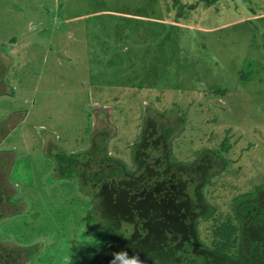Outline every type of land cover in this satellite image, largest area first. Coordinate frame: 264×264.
I'll list each match as a JSON object with an SVG mask.
<instances>
[{
	"label": "rangeland",
	"instance_id": "374dc122",
	"mask_svg": "<svg viewBox=\"0 0 264 264\" xmlns=\"http://www.w3.org/2000/svg\"><path fill=\"white\" fill-rule=\"evenodd\" d=\"M181 2L0 0V128H13L0 138V244L26 249L12 264H90L110 240L85 224L91 175L116 160L132 172L136 142L148 168L175 155L164 164L187 178L201 162L212 183L198 199L218 220L262 183L264 0ZM249 59L262 70L243 84ZM164 127L175 140L163 149ZM100 146L106 164L81 155L78 177H61L54 155ZM213 224L201 223L202 238Z\"/></svg>",
	"mask_w": 264,
	"mask_h": 264
},
{
	"label": "trees",
	"instance_id": "16d2710c",
	"mask_svg": "<svg viewBox=\"0 0 264 264\" xmlns=\"http://www.w3.org/2000/svg\"><path fill=\"white\" fill-rule=\"evenodd\" d=\"M181 1L172 0V3L173 7L183 11L184 4ZM196 1L212 6L221 0ZM253 48L259 50L261 46L254 44ZM257 66L255 60L245 61L239 73L243 84L253 81L255 75L261 73L262 69ZM216 93L225 96L227 90H216ZM11 118L14 116L8 118V122L12 121ZM179 120L184 126L185 118L181 117ZM149 121L147 119L146 122L149 124ZM3 127L0 128V138L13 130L11 126L9 129ZM159 130L162 136H165V141L167 140L163 143L164 149L169 142L173 143L175 140V132L168 127ZM138 143L132 148V162L137 172L126 170V164L116 160L112 168H104L101 172L91 175L89 182L96 183L97 186L87 192L94 207L87 213L85 224L89 231L101 229L109 232L110 240L90 264H109L111 254L121 250L127 251L129 256L138 254L143 264H264V178L252 192L234 199L232 216L218 220L215 218L216 212H211L208 206L204 209L202 199L197 197L203 191L199 188L210 186L212 183L210 178L201 177V162L196 168L190 169L193 173H189L187 178L180 164L174 167L169 162L170 165L164 164L168 160L178 163L180 160L175 155L148 168L143 161L140 162L138 149L141 146H138ZM229 149L228 140H225L221 150L217 152V156L225 164L228 162L222 154L228 153ZM103 152L104 148L100 146L85 154L61 152L54 156L61 177L75 179L80 173L78 169L81 155L100 166L108 161L105 156L98 160ZM169 179H172V182H169ZM200 183H203L202 186ZM136 189L139 191L136 192ZM143 190H146L144 199L149 196L147 200L150 202V205L145 207L138 198L133 199L134 193ZM1 194L2 192L0 201L3 197ZM211 219H214V224L209 229V234L202 238L200 225ZM4 249L0 244V264H12L11 258H20L22 251L26 250L19 248L8 252ZM35 255L36 250L28 249V259ZM16 264H29V261Z\"/></svg>",
	"mask_w": 264,
	"mask_h": 264
},
{
	"label": "clouds",
	"instance_id": "9594fccd",
	"mask_svg": "<svg viewBox=\"0 0 264 264\" xmlns=\"http://www.w3.org/2000/svg\"><path fill=\"white\" fill-rule=\"evenodd\" d=\"M111 255L112 259L109 261V264H143L138 254L129 256L128 252L124 250L113 252ZM65 264H72V258H66Z\"/></svg>",
	"mask_w": 264,
	"mask_h": 264
},
{
	"label": "flooded vegetation",
	"instance_id": "af4514ba",
	"mask_svg": "<svg viewBox=\"0 0 264 264\" xmlns=\"http://www.w3.org/2000/svg\"><path fill=\"white\" fill-rule=\"evenodd\" d=\"M147 169V168H146ZM137 172L138 170H137V168L135 167V169L133 170V172ZM141 177V176H140ZM172 178V177H171ZM169 182L171 181L172 182V179H169L168 180ZM168 181L167 182H165V184L164 185H166L167 183H168ZM141 182H143V181H141ZM95 186H97L96 184H95ZM169 186H172V185H169ZM142 187H143V185H142ZM173 187V186H172ZM144 188V187H143ZM166 189H168V187L166 188ZM136 192L137 191H139V189H136L135 190ZM145 192H146V190H143L142 192H139V193H134L133 194V199H136V198H138L139 199V202H141L142 203V205L145 207V205L146 206H148V205H150L149 203V201L147 200V199H149V196H147V199L145 198L144 199V196H145ZM171 191L168 189V193H170ZM198 197V196H197ZM143 223H145V221L143 222Z\"/></svg>",
	"mask_w": 264,
	"mask_h": 264
}]
</instances>
